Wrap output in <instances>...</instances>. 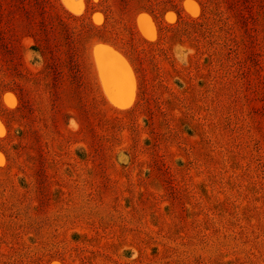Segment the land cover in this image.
<instances>
[{
	"label": "rangeland",
	"instance_id": "374dc122",
	"mask_svg": "<svg viewBox=\"0 0 264 264\" xmlns=\"http://www.w3.org/2000/svg\"><path fill=\"white\" fill-rule=\"evenodd\" d=\"M17 2L0 0V168L32 222L11 232L0 214V264H258L253 251L264 264V219L242 226L230 213L250 192L264 206V0H50L16 34ZM44 20L48 40L64 36L36 52ZM72 30L87 39L93 120L62 115L53 145L13 81L78 68ZM93 121L118 140L100 144ZM225 188L242 195L226 210Z\"/></svg>",
	"mask_w": 264,
	"mask_h": 264
},
{
	"label": "trees",
	"instance_id": "16d2710c",
	"mask_svg": "<svg viewBox=\"0 0 264 264\" xmlns=\"http://www.w3.org/2000/svg\"><path fill=\"white\" fill-rule=\"evenodd\" d=\"M50 0H18L17 4L15 5V14L11 19L14 20V32L17 34L19 31L25 32V28H23L22 23L28 19H32L34 17L33 13L36 11H40L39 15L43 14L47 9L45 8L46 3H48ZM109 0H106V5L108 4ZM24 3L29 4L28 7L24 5ZM36 4V5H32ZM11 9V8H10ZM172 10L176 11L180 15V11L173 7ZM12 10V9H11ZM104 13H107V11H104ZM10 17V15H9ZM5 21L7 24L9 23V18L6 15L1 14L0 12V24L1 22ZM94 26V25H93ZM39 29L41 32H46L47 34H43L45 38L41 39V36H29L30 39L34 41V44L30 47L33 51L41 50L39 45L42 43L44 45H48L49 43H53L54 41H60V38L64 36L62 33L60 35H55L57 40H48L47 35H49L50 32L55 31L54 23L50 21H41L39 25ZM1 32V29H0ZM77 35L76 31L72 30V36ZM1 39L2 35L0 33ZM41 41V42H40ZM74 46L76 49H79L76 53L77 59L75 65L78 66L75 70H72L70 67L67 68V70L62 71L59 67L54 68H46L42 73L39 72L38 74L30 73L28 75H15L17 76L16 80H14V83L18 84V87L21 91V96L18 94L17 91H14V93L20 98V100L25 99L27 95H29L30 98H34L35 101L29 102L27 105L31 106V109L36 111H42L45 115L44 118L46 122H49L52 126L51 130H49V135L47 137V142L49 143L50 139L54 141V144L57 142L56 138V122L63 118V116L69 118L70 120L76 119V114H81L83 116H88L87 114H90L91 119L93 120V114L88 112L86 109L85 99H83L81 95V91L85 88L86 85H89L90 82V63L88 61L87 56V50H86V44L87 39L75 36ZM112 45L119 50L121 53H123L131 65L136 68L137 73V60L136 57H134L131 53L126 51L124 48L119 47L115 43H112ZM59 48H66L65 46H56ZM10 48V47H9ZM5 51V47L3 48ZM53 50V49H52ZM68 50V49H67ZM8 52H11L9 50ZM44 55L45 52L41 51ZM5 58L0 55V74L6 73L5 71ZM51 67V66H50ZM20 78V79H19ZM88 83V84H87ZM178 84V83H177ZM24 95V96H23ZM85 108V109H84ZM83 113V114H82ZM63 115V116H62ZM91 120H88V123H91ZM95 122V126H98V129L101 131L98 135V140L101 143V140L103 138H110L111 140L117 139L118 136L114 133V128L108 126L107 124H104L103 122L97 123ZM95 129V127H94ZM112 129V132H109V130ZM68 133V131H67ZM51 134V135H50ZM51 136V137H50ZM60 142L65 141V135L62 134ZM110 146H115L113 143H109ZM83 148V147H82ZM82 148H80L82 150ZM88 148V147H87ZM80 149H77L79 152ZM80 150V151H81ZM84 150V149H83ZM4 152L7 156L9 167L13 163V156L11 152L4 149ZM9 168H0V214L2 216H5L2 218V224L6 227L8 231L11 230H18L21 231L24 226L22 223L30 221V219H27L30 215V206L25 205L23 202V199L19 198V190L17 188H13L10 192L8 190V185L10 179L6 178ZM10 176V174H9ZM26 178H32L31 176H27ZM256 187L264 194V183L262 181H258ZM10 188V187H9ZM60 193L61 189L64 188V186L59 185ZM226 193H224V196L222 198L221 203L219 204L220 208H223L224 210L227 209V205L229 204L228 201H236L238 200L242 195L239 194V197H235L234 192L231 193L229 188L224 189ZM38 190H34V194H37ZM5 195H8L6 198H4ZM63 196V194H62ZM254 193L250 192L246 198V207L242 208L241 206L240 211H236L237 209H234V212H230L232 214V217L234 218L235 222L238 225L247 224L249 221V217L256 218L255 221H259L262 218L264 219V206L261 207L260 205H257L254 203L256 201L254 199ZM70 193L64 196L62 201H69L70 200ZM235 198V199H234ZM35 199V198H34ZM243 201V200H241ZM243 212V214H241ZM260 214V215H259ZM31 225V223H30ZM243 226V225H242ZM258 226V225H256ZM13 232V231H11ZM252 258L254 262L256 261L259 264V261H262L258 253L251 252Z\"/></svg>",
	"mask_w": 264,
	"mask_h": 264
}]
</instances>
